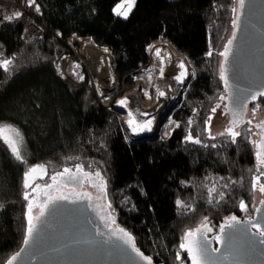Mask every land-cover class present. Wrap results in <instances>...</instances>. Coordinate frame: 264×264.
Returning <instances> with one entry per match:
<instances>
[{
    "label": "trees",
    "instance_id": "trees-1",
    "mask_svg": "<svg viewBox=\"0 0 264 264\" xmlns=\"http://www.w3.org/2000/svg\"><path fill=\"white\" fill-rule=\"evenodd\" d=\"M120 1L36 0L40 12L35 6L28 9L48 31L32 44L20 37L26 15L0 26V53L14 57L10 72L0 68V125L19 128L27 149V163H20L0 140V264L23 244L29 203L24 199V173L34 165L46 166L44 179L49 183L55 172L76 164L100 171L107 181L106 199L87 183L81 188L62 182L47 190L54 196L87 191L110 203L113 225L129 232L137 248L155 263L189 264L180 248L185 232L201 226L205 218L217 231L224 219L245 216L241 200L248 205L246 216L254 214L252 185L261 169L256 149L246 138L250 134L237 137L236 143L226 136L213 140L204 125L224 93L219 53L233 29L235 0H136L127 19L113 12ZM73 34L108 47L128 87L130 74L147 63L151 43L167 41L184 54L195 76L173 112L179 127L168 138L157 134L127 140L116 115L97 104L88 81L75 92L57 73L55 64L69 51L66 42ZM210 47L211 57L206 55ZM259 102L264 109V99ZM189 131L202 144L187 142ZM213 181L223 199L209 196ZM259 181L264 184V177ZM42 192L40 201L47 198ZM177 200L190 207H179ZM35 211L39 209L34 208L33 215Z\"/></svg>",
    "mask_w": 264,
    "mask_h": 264
},
{
    "label": "water",
    "instance_id": "water-1",
    "mask_svg": "<svg viewBox=\"0 0 264 264\" xmlns=\"http://www.w3.org/2000/svg\"><path fill=\"white\" fill-rule=\"evenodd\" d=\"M236 5L234 20L238 18V27H233L222 51L233 33L235 40L227 63L222 56L220 62V66L223 64L226 69L227 92L234 94L264 89V0H244L243 8L237 0ZM223 85L226 95L224 82ZM154 136L146 135L139 141ZM84 192L87 191L61 192L58 195L68 199L59 200L41 221H33L37 225V234L29 245L22 244L14 264H147L119 238L118 232L112 234L120 227L110 222L108 209L100 207L107 205L105 201L97 200L93 195L91 200L85 199ZM231 217L224 219L216 232L207 225L211 229L205 230L207 242L211 249L219 251L210 252L206 264H264V243H261L264 237L251 226L260 223L264 227V204L257 206L252 217L235 216L240 223L232 228L225 227L224 233H221L220 228L229 223ZM217 236L223 243L216 239ZM182 251L191 264L188 253ZM151 264L163 263L151 260Z\"/></svg>",
    "mask_w": 264,
    "mask_h": 264
},
{
    "label": "snow or ice",
    "instance_id": "snow-or-ice-1",
    "mask_svg": "<svg viewBox=\"0 0 264 264\" xmlns=\"http://www.w3.org/2000/svg\"><path fill=\"white\" fill-rule=\"evenodd\" d=\"M238 3L239 6L243 8L244 0H238ZM135 4H136V0H121V2L118 3L113 8V12L115 15L127 19L128 15L133 10ZM27 6L28 7L35 6V11L40 12V5L36 2V0H27ZM233 11L235 12L236 9L234 8ZM22 15L23 13L21 11H14L9 15H3L2 17H0V20L12 22L13 20L19 19ZM233 27L234 28L238 27V18L236 20H233ZM234 40H235V33H233L232 38L227 41L224 51L219 53L220 56L225 58L224 60L225 64L227 63V57L231 51V45L233 44ZM152 47L153 46H150V50ZM105 51H107V49H105ZM155 55L157 58H161V50L155 49ZM206 55L209 57L213 55L211 47L209 51L206 53ZM161 64H163V59H161ZM13 67H14V57L5 58L3 57V54L0 53V68H2L5 72H10ZM77 67L79 66L77 65ZM178 67L181 71L177 75L173 76L172 79H174L179 84H183L185 79L189 76V70L183 61L179 63ZM159 72L161 78H163L164 68L160 67ZM225 72L226 69L224 65L221 64L219 75H220V79L225 84V88L227 92L229 88V84ZM191 75L194 77L195 72L193 71ZM79 78L83 79L82 76H80ZM149 81L151 82V76H149ZM170 87L171 86H169V88ZM156 91L158 95L161 97L166 95V93L160 90L159 88H157ZM144 94L149 99H151V96L148 94V92L145 91ZM261 97H264V89H260L256 91L246 90V93L237 92L235 94L232 92H227L226 95H221L218 97L219 103H216L209 110L210 114L206 116L204 119L205 131L208 133L209 137L213 140H215L217 136H226L230 139L232 143H236L237 137H245L246 133L250 134L246 136V138H248L250 142L253 143V145L257 149L255 154L258 160V168H264V118H260L257 121V114L262 111V105L259 102ZM224 101H228V103H224ZM250 102L253 103V107L251 108V110H249L248 108V104ZM117 103L122 107H127L129 101L128 98L125 97L124 99L118 101ZM222 104H223L222 114L229 117V119L227 121L225 128L222 131L217 132L213 135L211 131V122L217 109L221 108ZM137 111H139V109H137ZM143 115H147V113H143ZM128 117L129 119L127 120V124L129 128H131L134 134H139L144 131L152 130L153 119H148L146 121L138 122L132 111L128 112ZM188 123L189 125H191L192 120L189 119ZM245 124H247L248 126L247 128H243ZM176 126L179 127V125ZM242 128L243 130H241ZM253 129H257L258 131H253ZM252 136H256L258 137V139L252 140L251 139ZM0 140H2L3 143L7 146L8 150L11 152L15 160L19 161L20 163H27L22 151L24 138L21 132L19 131V129L11 125H0ZM185 140L187 142H191L195 144H202L201 139L198 136L194 137L191 131H189L188 135L185 137ZM203 146L208 147L207 144ZM211 147L215 148L216 144H212ZM87 167L90 169L91 165H88ZM37 169H39L45 175L47 174V168L43 164L31 166L24 173L25 180L23 186L25 189H31V192L26 191L24 193V199L29 201L28 223L25 230V238L23 241V243L26 246L29 245V243L35 238L38 231L37 225L33 221H38V222L41 221V218L47 214L50 208L55 207L59 200L68 199V197L63 195L54 196L47 189H52L54 186L61 184L62 182L63 183L71 182L74 184H78L81 188H83L85 183H87L91 187L100 190L103 193V198L106 199L107 196V181L104 180L100 171L98 170L94 172L88 171L86 170L85 165L76 164L74 168L64 167L62 171H57L53 175H51L50 177L51 183L47 184L46 189L42 192V195L47 197L46 199L40 201L39 195L30 199L31 194L36 193L37 189L41 188L40 184H36L35 187H33L34 181L30 182V177H32V174L35 173ZM259 179H260L259 176L255 178V181L253 182L252 185V191L253 192L258 191L262 196H264V184L258 183ZM227 186L228 185L226 183L224 187ZM213 194L218 195L220 199L224 198V193L222 191L217 192L215 186L209 189V196L211 197L213 196ZM83 198L91 200L92 196L90 193L84 192ZM96 199L99 200L101 199V197H97ZM209 202L211 203V200ZM176 203L179 207H185V208L190 207L181 200H177ZM260 203L264 204V199H261ZM100 207L102 209H104L105 207L107 209H111V204L108 203L107 205H101ZM239 207L242 211H246L248 205L245 204L243 200H241ZM34 208L39 209V211L35 215H33ZM257 211H259V209H257ZM108 218L110 219L111 223H115L114 218H111V212H108ZM206 220L207 218H205V222H203L200 227L187 230L180 244V248L188 253V256L191 260V264H206V261L210 259L209 256L210 252L219 251V249H211L209 243L207 242L205 230L211 231V229L207 227ZM239 223L240 221H238L235 216H232L230 218V222L220 228V232L224 233L225 227L232 228L234 227L235 224H239ZM251 226L259 232L260 236L264 237V227H262L260 223H253ZM117 232L120 234L119 238L123 239L124 242L131 247V250L135 252L136 255L140 257L141 260L146 261L147 264H151V258L144 256L143 253H141L140 250L135 247L134 238L128 232H126L122 228H119L112 234L116 235ZM100 235H103V233H100ZM216 239L221 243H223L220 236H217ZM261 243H264V240H262ZM18 256L19 253L12 256L10 259H8L7 264H14ZM177 259H180L179 253L177 254Z\"/></svg>",
    "mask_w": 264,
    "mask_h": 264
},
{
    "label": "bare ground",
    "instance_id": "bare-ground-1",
    "mask_svg": "<svg viewBox=\"0 0 264 264\" xmlns=\"http://www.w3.org/2000/svg\"><path fill=\"white\" fill-rule=\"evenodd\" d=\"M150 46H153L151 50ZM80 48L81 50L77 54V57L81 59L84 58L86 61V67H88L89 71L96 78V89L99 92V95L103 100H105L106 104L109 103L111 95L119 90L120 85V79L115 71V63L110 54L111 52L109 50L105 51V49L99 48L89 39H87V41L81 40ZM155 49L161 50V58L156 57ZM148 52L150 56V63L153 64L155 69L153 72V77L157 82L156 88L164 91L166 95L162 96L150 105L146 104L144 110L145 112H155L160 118L161 114L164 113V110H166L167 106L172 102V100L185 90V87L189 83V78L192 72L190 64L188 63L185 55L174 49V47L169 42H154L149 45ZM161 59H163V64H161ZM181 61L185 63L189 70V76L185 79L183 84H179L174 79H172L173 76L177 75L181 71L178 67ZM77 65L79 67H77ZM82 66L83 61L80 63H75L71 56H64L57 62V68L65 79L66 84L72 85L74 87L81 81L79 77L83 76ZM160 67L164 68L163 78L160 76ZM169 86L171 87L169 88ZM126 97L128 98L129 105H138L136 98L130 96ZM129 105H127L126 108H130ZM169 130L170 128L168 131ZM141 133L148 134L149 131H144Z\"/></svg>",
    "mask_w": 264,
    "mask_h": 264
},
{
    "label": "rangeland",
    "instance_id": "rangeland-1",
    "mask_svg": "<svg viewBox=\"0 0 264 264\" xmlns=\"http://www.w3.org/2000/svg\"><path fill=\"white\" fill-rule=\"evenodd\" d=\"M121 2V1H120ZM119 2V3H120ZM235 2H237V0H235L234 1V5H235V7L237 6L236 5V3ZM29 12V11H28ZM232 13L233 14H235V12L234 11H232ZM27 16H28V13H27ZM72 38V37H71ZM80 38H84V37H80ZM72 40H73V38H72ZM68 43H69V45H66L67 46V48H68V52H65L64 54H62L61 55V57L62 56H64V55H66V56H71L72 58H73V60H74V62L75 63H80L81 61H83V66H82V73L84 74V78H83V82L80 84L81 86L83 85V83H84V81H88V84L90 85V87L92 88V91H93V93H94V96H95V100H96V102H97V104L99 105V106H101L102 108H104V109H106V110H109V109H111V110H113V111H115L114 110V105H116V107H117V109H118V98L120 97V96H126V94L127 93H131L132 92V94H133V92H135L136 94H138L140 97H142V99L144 100V101H150V103H148L149 105L150 104H152V103H154L156 100H158L159 98H161V96H159L158 95V93H157V91H156V80H153V75H154V67L152 66V64H148V63H146V68H144L145 69V73H143L144 74V79H142L141 78V75L140 76H136L135 78H132V83H131V85L128 87V82H127V80L128 79H126V78H122L121 76H120V74L117 72V70H116V68H115V71H116V73H117V75L119 76V79H120V85H119V90L118 91H116L115 93H113L112 95H111V100L110 101H112L110 104H109V109L105 106V107H103L104 106V104H103V102H104V100H102L101 99V97H99L98 96V94H99V92H96L95 90H94V85L96 84V80H95V77L93 76V74L89 71V69H88V67H86V61L84 60V58H79V57H77V54L80 52V50H81V48H80V41H78V40H74V43H73V41H72V44H70L71 43V39L70 40H68L67 41ZM66 42V43H67ZM157 42H167V41H162V40H160V41H157ZM99 48H101L100 47V45H97ZM111 51V50H110ZM111 54V56H112V58H113V61H114V63H115V59H114V57H113V55H112V52L110 53ZM147 54H148V49H147ZM60 57V58H61ZM59 58V59H60ZM58 59V60H59ZM58 60H57V62H58ZM148 61V60H147ZM56 62V63H57ZM114 66H116V63L114 64ZM89 75V76H88ZM149 76H151V82L149 81ZM89 77L92 79V81H91V84L89 83ZM193 76L191 75V78H192ZM190 78V79H191ZM63 79V78H62ZM64 80V79H63ZM70 87H72V88H74V86H72V85H69ZM186 88H187V86L185 87V90H186ZM185 90H184V92H185ZM145 91L146 92H148V94L151 96V99H149L147 96H145ZM183 92V93H184ZM183 96H184V94H182ZM181 95V96H182ZM221 95H225L224 93L223 94H221ZM220 95V96H221ZM177 96V95H176ZM183 96L181 97V99L183 98ZM105 97V96H104ZM177 97H175L173 100H175ZM181 99H180V101H181ZM172 100V102L167 106V108H166V110L164 111V113L160 116V123H159V126H160V128H159V132L157 133V134H160L163 138H168L171 134H172V132H173V130H174V128H175V126H176V122L175 123H170L172 120H174L173 119V112H174V110L176 109V107H177V105L179 104V102L180 101H173ZM165 102V101H164ZM216 103H219V100L217 99L216 100V102H215V104ZM224 103H226L225 101H224ZM110 106H111V108H110ZM120 106V105H119ZM121 107V106H120ZM135 108H136V106H134ZM248 108H249V110H251V108L252 107H250V106H248ZM120 110V109H119ZM223 113V104L221 105V108H219V109H217V111H216V113H215V115L213 116V119H212V122H211V131H212V134L214 135L215 133H217V132H220V131H222L224 128H225V126H226V124H227V121H228V119H229V117H227V116H225V115H223L222 114ZM250 114V113H249ZM168 115V117H167V119H166V121H164L163 122V120L162 119H164L166 116ZM116 117L118 118V120L120 121V119H119V117L116 115ZM260 118H264V109H262V111L260 112V113H258L257 114V121L260 119ZM170 124H172V125H170ZM2 125H11V124H2ZM120 125L122 126V128L124 129V127H123V124H122V122L120 121ZM11 126H14V125H11ZM171 126V127H170ZM15 127V126H14ZM15 128H17V127H15ZM171 129V132H169L168 131V129ZM17 129H19V128H17ZM19 131L21 132V130L19 129ZM253 131H258L257 129H253ZM125 133V132H124ZM21 134L23 135V133L21 132ZM156 134V135H157ZM134 135H137L136 137H134L133 136V140H135L134 138H137L138 137V135L139 134H134ZM207 135H208V133H207ZM23 138H24V135H23ZM251 139L252 140H256V139H258V137H256V136H252L251 137ZM254 146V145H253ZM255 147V146H254ZM256 149V148H255ZM257 150V149H256ZM22 151H23V154H24V156H25V159H26V151H27V149H26V141H25V139H24V141H23V146H22ZM257 162H258V160H257ZM31 167V166H30ZM261 170L259 171V174H258V176L262 179L263 177H264V168H260ZM46 177V175L43 173V172H41L39 169H37V171L35 172V173H33L32 174V177H30V182H33V187H35V185H36V182L39 180V179H41V181L43 182V183H41V185L43 186L44 184L45 185H47V184H49V182H47L44 178ZM47 183H46V182ZM212 184H208V189H210L211 187H213V186H215L216 188H217V184H215L214 185V181L213 182H211ZM258 183H260V181L258 182ZM261 184V183H260ZM44 185V186H45ZM41 187L40 189H37V192L36 193H32L31 194V196H30V199H32L33 197H36V196H38L42 191V188L43 189H46V186L45 187ZM26 191H28V192H31V189H26ZM98 192H100V193H102L100 190H98ZM261 199H264V196H262L258 191L257 192H253V204H252V208L253 209H256L257 208V206L260 204V200ZM35 213H36V211H35ZM34 213V214H35ZM241 213H243L245 216H246V214L248 213L247 212V210L246 211H242ZM203 222H205V220L204 221H202V223ZM206 223L208 224V221H206Z\"/></svg>",
    "mask_w": 264,
    "mask_h": 264
},
{
    "label": "built area",
    "instance_id": "built-area-1",
    "mask_svg": "<svg viewBox=\"0 0 264 264\" xmlns=\"http://www.w3.org/2000/svg\"><path fill=\"white\" fill-rule=\"evenodd\" d=\"M14 11H21L22 13H23V15L22 16H24V15H26L27 16V13H28V19H27V22L25 23V26H24V29H23V31H22V33H21V40L24 42V43H26V44H32V43H34L35 41H37L38 39H40L41 37H43L45 34H46V32L48 31V28H47V26L43 23V22H41V21H39L38 20V18H37V16L34 14V13H32V12H30L29 11V9H28V6H27V0H0V17H2L3 15H9V14H11L12 12H14ZM29 11V12H28ZM21 16V17H22ZM20 17V18H21ZM19 18V19H20ZM18 20V19H17ZM15 20H13L12 22H14ZM7 21H2V20H0V26L2 25V24H4V23H6ZM12 22H8V23H12ZM72 38H73V40H72V38H71V43L70 44H72V41H73V43H74V40H78V41H81V40H86L87 41V39H89L93 44H95V45H98V44H96L94 41H93V39L91 38V37H84V38H80L79 36H77L76 34H73L72 36H71ZM157 42V41H156ZM154 43V42H153ZM152 44V43H151ZM150 44V45H151ZM66 45H69V43L67 42L66 43ZM100 47L101 48H103V49H107V50H109V48L108 47H106V46H101L100 45ZM149 48V47H148ZM175 49V48H174ZM110 51V50H109ZM111 52V51H110ZM181 53V52H180ZM64 56H66V55H64ZM64 56H62V57H64ZM61 57V58H62ZM60 58V59H61ZM147 63L150 65L151 63H150V56H149V52H148V61H147ZM152 66H153V64H152ZM191 67V66H190ZM55 68H56V70H57V73L63 78V76L61 75V73H60V71H59V69L57 68V63L55 64ZM115 68H116V66H115ZM144 68H146V64L145 65H143V66H141L138 70H137V72L136 73H134V74H130V77H132V78H135L136 76H140L141 75V78L142 79H144V74L143 73H145V69ZM155 70V69H154ZM191 72H193V69L191 68ZM82 77L84 78V74L82 73ZM89 76V75H88ZM190 78H191V75H190ZM190 78H189V81H190ZM64 79V78H63ZM95 80H96V78H95ZM153 80H155L154 79V77H153ZM64 81H65V79H64ZM91 81H92V79L89 77V83L91 84ZM83 82V79H81V81L79 82V84L78 85H76L74 88H72V87H70L69 85H67L72 91H75V92H79V91H81V89H82V86L80 85L81 83ZM96 82V81H95ZM188 86V85H187ZM94 87V90L96 91V92H98L97 91V89H96V84L93 86ZM184 91H182L178 96H177V98L175 99V100H173V101H180V99H181V97L183 96L182 94H184L183 93ZM182 95V96H181ZM98 96L99 97H101L99 94H98ZM126 96H130V97H134V98H136V101H138V105L136 106V108L133 106V105H129V107L130 108H126V107H120L119 106V104L117 105L118 106V109H117V107H116V105H114V110L115 111H113V110H111V109H109V104L112 102V101H110L109 103H105V100H104V102H103V104H104V106L103 107H107L110 111H112L115 115H117L118 117H119V119H120V121L122 122V124H123V127H124V129H123V132H125L124 133V135H125V137H126V139L127 140H129L130 142H135V141H139L140 139H143L144 137H146V135L147 136H154V135H156L158 132H159V128H160V126H159V123L161 122L160 121V118H159V116H158V114L157 113H155V112H145V106H146V104H148V103H150V101H144L143 99H142V97H140L138 94H136L135 92H133V94H132V92L131 93H127L126 94ZM126 96H120L119 98H118V101H120V100H122V99H124ZM106 97V96H105ZM102 99V98H101ZM103 100V99H102ZM110 100H111V97H110ZM160 107H162V106H160ZM110 108H111V106H110ZM120 109V110H119ZM137 109H139V111H137ZM129 111H132L133 112V114H134V116L136 117V120L139 122V121H146V120H148V119H153V124H152V130L151 131H149V133L147 134V133H139V135H138V137L137 138H134L135 140H133L132 138H133V136L134 137H136L137 135H134V133L132 132V130H131V128H129V126H128V124H127V120L129 119V117H128V112ZM135 111V112H134ZM165 111V110H164ZM136 112H138V113H136ZM143 113H147V115H143ZM162 115V114H161ZM158 116V117H157ZM170 123H175L174 122V120H172ZM169 132H171V129L169 130Z\"/></svg>",
    "mask_w": 264,
    "mask_h": 264
},
{
    "label": "flooded vegetation",
    "instance_id": "flooded-vegetation-1",
    "mask_svg": "<svg viewBox=\"0 0 264 264\" xmlns=\"http://www.w3.org/2000/svg\"><path fill=\"white\" fill-rule=\"evenodd\" d=\"M214 232H216V231H214Z\"/></svg>",
    "mask_w": 264,
    "mask_h": 264
}]
</instances>
